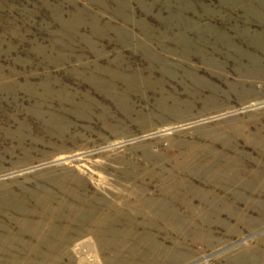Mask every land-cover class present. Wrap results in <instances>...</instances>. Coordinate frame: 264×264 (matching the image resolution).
Here are the masks:
<instances>
[{"label":"rangeland","instance_id":"rangeland-1","mask_svg":"<svg viewBox=\"0 0 264 264\" xmlns=\"http://www.w3.org/2000/svg\"><path fill=\"white\" fill-rule=\"evenodd\" d=\"M0 264H264V0H0Z\"/></svg>","mask_w":264,"mask_h":264}]
</instances>
